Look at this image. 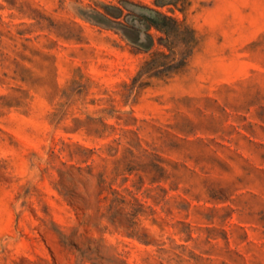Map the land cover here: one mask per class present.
Segmentation results:
<instances>
[{"label": "rangeland", "instance_id": "obj_1", "mask_svg": "<svg viewBox=\"0 0 264 264\" xmlns=\"http://www.w3.org/2000/svg\"><path fill=\"white\" fill-rule=\"evenodd\" d=\"M0 264H264V0H0Z\"/></svg>", "mask_w": 264, "mask_h": 264}, {"label": "trees", "instance_id": "obj_2", "mask_svg": "<svg viewBox=\"0 0 264 264\" xmlns=\"http://www.w3.org/2000/svg\"><path fill=\"white\" fill-rule=\"evenodd\" d=\"M145 19L149 28H154L165 33H168L170 29L168 26H166L165 22L167 20H172L175 22L174 19L158 11H155L154 16H147Z\"/></svg>", "mask_w": 264, "mask_h": 264}]
</instances>
